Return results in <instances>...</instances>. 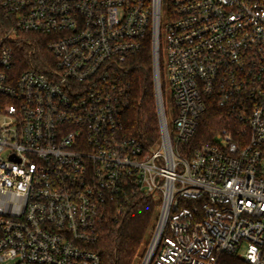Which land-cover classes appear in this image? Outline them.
Instances as JSON below:
<instances>
[{"label":"built area","instance_id":"built-area-1","mask_svg":"<svg viewBox=\"0 0 264 264\" xmlns=\"http://www.w3.org/2000/svg\"><path fill=\"white\" fill-rule=\"evenodd\" d=\"M167 1L162 47V0H2L0 264H101V217L158 194L137 264H264V0ZM149 33L159 150L121 122ZM211 105L238 127L192 148Z\"/></svg>","mask_w":264,"mask_h":264},{"label":"trees","instance_id":"trees-1","mask_svg":"<svg viewBox=\"0 0 264 264\" xmlns=\"http://www.w3.org/2000/svg\"><path fill=\"white\" fill-rule=\"evenodd\" d=\"M0 0V32L8 28L4 21ZM40 49L43 51V44ZM44 52V51H43ZM122 76L126 87L121 115L122 133L134 139L144 150L153 148L160 139V122L156 102L152 38L149 33L141 48L126 63ZM228 111L209 106L196 135L188 145L192 148L213 142L214 135L228 125L238 127ZM229 122V123H228ZM156 202L152 196L137 197L127 203L112 206L98 222L97 239L92 245L100 256L101 264H135L139 249L150 234L156 217ZM224 264L237 260L226 256Z\"/></svg>","mask_w":264,"mask_h":264},{"label":"rangeland","instance_id":"rangeland-1","mask_svg":"<svg viewBox=\"0 0 264 264\" xmlns=\"http://www.w3.org/2000/svg\"><path fill=\"white\" fill-rule=\"evenodd\" d=\"M168 13H169V8H168V1L167 0H162V6H161V30H160V37H161V42H162V47L165 46V42H166V36H167V25L169 22V18H168ZM165 59V58H164ZM164 67V72H163V96H164V100H165V110H166V116H167V121H168V126L170 129H172V123H173V101H172V90H171V86H170V81H169V77H168V71H167V67L165 64H163ZM161 148V141H159L153 148L152 150H159ZM161 200L162 197L161 195L158 194V197H155V202L157 205L156 208V217H155V221H154V225L156 224V221L159 218L160 215V211H161ZM151 229V231H152ZM150 231V234H151ZM150 234L146 237V240L144 241V243L142 244V246L139 249V253H138V257L143 254L146 251V247L150 241ZM138 257L136 260V263H138Z\"/></svg>","mask_w":264,"mask_h":264}]
</instances>
